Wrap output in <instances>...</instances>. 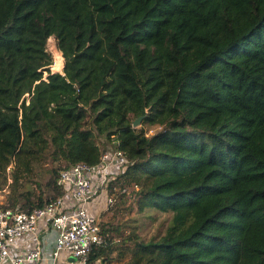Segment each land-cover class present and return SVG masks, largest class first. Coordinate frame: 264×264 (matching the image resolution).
<instances>
[{
  "label": "trees",
  "instance_id": "trees-1",
  "mask_svg": "<svg viewBox=\"0 0 264 264\" xmlns=\"http://www.w3.org/2000/svg\"><path fill=\"white\" fill-rule=\"evenodd\" d=\"M100 136L129 162L90 263L264 264V0H0L7 204L60 196L61 170L100 163ZM132 197L171 212L163 233L116 221Z\"/></svg>",
  "mask_w": 264,
  "mask_h": 264
},
{
  "label": "built area",
  "instance_id": "built-area-1",
  "mask_svg": "<svg viewBox=\"0 0 264 264\" xmlns=\"http://www.w3.org/2000/svg\"><path fill=\"white\" fill-rule=\"evenodd\" d=\"M128 162L122 150H105L96 165L79 162L61 170L58 183L63 193L45 205L31 211L1 205L0 264H38L44 258L40 234L48 229L56 234L52 264L69 256L76 258L69 264H105L103 258L89 262L93 247L104 243L105 236L101 231L100 217L91 213L88 206L102 188L107 189L106 207L115 202L108 186ZM97 179L101 183L97 184ZM4 194L0 192V199L5 197ZM24 239H33L34 244L22 253L13 254L12 248Z\"/></svg>",
  "mask_w": 264,
  "mask_h": 264
},
{
  "label": "rangeland",
  "instance_id": "rangeland-1",
  "mask_svg": "<svg viewBox=\"0 0 264 264\" xmlns=\"http://www.w3.org/2000/svg\"><path fill=\"white\" fill-rule=\"evenodd\" d=\"M47 49H48L50 55L52 54V56H53L52 58H53L54 63L52 65V71L53 72H58V71L63 72L64 65H65V59H64L62 51H60L57 47V42H56L55 37L52 36L48 40ZM60 55L62 56L63 65H61L60 68L59 67L56 68L55 64H56V61L59 59ZM46 74L47 73H45V75ZM138 127H143L147 131L148 134H153L156 130L159 129V126L144 123L143 121L140 124H138ZM97 141H98V144L101 146L102 151H105V150L111 148V147H109L110 145L108 146L109 148L107 146H105L107 144V140L104 137H102V136L98 137ZM52 164H54V163H48V164H45V166L51 167ZM35 177H36V180L43 179V178L46 179L49 177V174H45L43 167L38 166L35 170ZM4 196L5 197L3 199V203H0V206L3 204L8 205L7 200H6V193L4 194ZM133 198L134 197H132L130 199L129 204L127 205V208L124 211V214L121 217H119V215H116V221L117 220L125 221L128 219H137L138 223L141 227V234L145 238H150L153 235L163 233L167 229V227L170 223L171 212H161L159 210H155L152 208H146V210L144 212L138 213L137 204ZM109 207L110 206L106 207V209L103 211L104 214H106L108 212ZM117 213L118 212H116V214ZM108 215L109 216L113 215V213L111 212ZM55 237H56V234H55Z\"/></svg>",
  "mask_w": 264,
  "mask_h": 264
},
{
  "label": "crops",
  "instance_id": "crops-1",
  "mask_svg": "<svg viewBox=\"0 0 264 264\" xmlns=\"http://www.w3.org/2000/svg\"><path fill=\"white\" fill-rule=\"evenodd\" d=\"M101 183V180L97 179V184ZM107 189L102 188L99 190V194L93 198L89 203V211L93 214L98 215L99 217L103 214V211L106 209L105 199H106ZM3 199H0V203H3ZM42 245H43V259L39 261L38 264H52L53 258L51 257L52 250L56 241L55 232L51 229L42 230L41 234ZM34 244L33 239H24L20 240L17 245L12 248V253H22L26 251L30 246ZM67 259L61 260L57 264H69V262L74 261L72 257H66ZM76 264V263H74Z\"/></svg>",
  "mask_w": 264,
  "mask_h": 264
},
{
  "label": "water",
  "instance_id": "water-1",
  "mask_svg": "<svg viewBox=\"0 0 264 264\" xmlns=\"http://www.w3.org/2000/svg\"><path fill=\"white\" fill-rule=\"evenodd\" d=\"M145 117V115L143 116H140L138 118H136L134 121H133V127H138V124H140L143 120V118ZM73 258V257H72ZM74 260H76V258H73Z\"/></svg>",
  "mask_w": 264,
  "mask_h": 264
},
{
  "label": "bare ground",
  "instance_id": "bare-ground-1",
  "mask_svg": "<svg viewBox=\"0 0 264 264\" xmlns=\"http://www.w3.org/2000/svg\"><path fill=\"white\" fill-rule=\"evenodd\" d=\"M61 65H63V63H62V56L60 55L59 59L56 61L55 66H56V68H58V67L60 68Z\"/></svg>",
  "mask_w": 264,
  "mask_h": 264
}]
</instances>
